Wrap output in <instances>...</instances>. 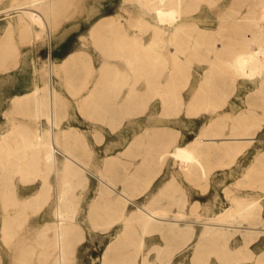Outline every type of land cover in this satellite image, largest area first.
Instances as JSON below:
<instances>
[{
  "label": "rangeland",
  "instance_id": "1",
  "mask_svg": "<svg viewBox=\"0 0 264 264\" xmlns=\"http://www.w3.org/2000/svg\"><path fill=\"white\" fill-rule=\"evenodd\" d=\"M257 1L183 0L173 14L192 23L189 32L210 33L221 22L228 27L235 17L258 10ZM150 3L151 0H0V48L11 45L0 54V139L11 127L12 116L8 113L12 98L31 92L36 83L43 85L49 64L62 65L73 53L88 62L82 80L71 84L66 73L61 72L54 85L62 99L61 128L80 133L67 140V145H73L75 155L92 172H85L89 180L72 191L78 202L74 220L81 225L82 233L76 247L66 243L65 259L61 262L56 241L58 220L53 212L59 183L56 175L38 166L10 172L0 167V264H102L104 251L124 229L125 221L116 213L107 214L100 209L90 212V204L101 186L100 176L111 177L118 190L124 189L134 197L136 205L132 201L126 203L123 218L152 201L172 204L173 211L183 207L188 217L182 226L193 223L195 230L216 223V215L231 213L247 200L260 201L264 215V168L254 165L264 154L263 101L261 94L254 95L261 79L235 78L225 60L214 61L205 52L197 53L193 38L174 39L170 34L158 37L155 49L160 56L151 71L148 47L154 30L150 22L161 28L166 23L163 18H154ZM19 6L40 12L47 25L27 15L22 18L24 24L17 23L21 13L14 7ZM104 21L107 23L92 33L96 24ZM217 31V40L211 38L216 46L223 44L219 32L229 36L225 40L233 48L241 46L232 29ZM106 62L109 65L103 68ZM212 63L216 65L215 74L206 79ZM173 72L177 80L167 88L172 97L180 93L184 102L166 108L161 92ZM216 79L221 80V85ZM85 80L87 87H80L77 92ZM205 81L209 83L205 85ZM201 84L206 93L217 89L219 98L190 103L195 92L202 89ZM96 85L97 92L86 100ZM22 110L14 119L35 126L26 106ZM253 110L259 116L250 117L247 130H235V136L241 139L239 151L185 153L204 131L205 138L216 136L209 127L211 120L228 117L224 133L229 134L233 132L234 119L244 114L248 117ZM36 126L42 129L43 124ZM166 130L173 133L169 144L165 143ZM252 133L255 140L250 142L247 138ZM138 138L140 141L131 146ZM65 142L61 140L62 145ZM2 156L4 149L0 147ZM151 178L155 179L145 189ZM43 185L44 194L34 201L32 198ZM166 188L169 189L164 191ZM221 224L250 226L244 220ZM71 231L75 229L67 231V237ZM236 234L241 235V231ZM146 240L143 252L149 264H219L215 246L202 247L192 258L193 239L176 245L179 240L175 237L153 231ZM255 250H264V239ZM141 256L134 248H121L112 253L109 264H141Z\"/></svg>",
  "mask_w": 264,
  "mask_h": 264
},
{
  "label": "bare ground",
  "instance_id": "2",
  "mask_svg": "<svg viewBox=\"0 0 264 264\" xmlns=\"http://www.w3.org/2000/svg\"><path fill=\"white\" fill-rule=\"evenodd\" d=\"M257 2L259 5L258 10L251 11L247 16L235 17L234 22L231 25H228V27L224 22H221L217 29L218 31H225V29L230 28L234 31L237 40L241 43V46L235 49L225 40L228 39L229 36L223 35L222 32L219 33L221 36L220 40L223 44H220V47L216 46L215 41L217 40V30L210 33L200 31L199 33L193 34L189 32V29L193 27L192 23L185 21L182 16H179L178 18V16H174L173 14L176 7L183 3V0H151L150 4L154 10V18H163L166 27L161 28L158 23L150 22V27L154 30V38L148 47L150 53L149 58H152V62L149 64V69L153 71V69L157 67L154 61L157 60L160 53L155 49V43L159 36L170 34L174 39L188 37L189 40H191V38H193L192 43H194V48L197 53L200 54L201 51L205 52L208 57L212 58L214 61L225 60L226 64H228L231 69L233 77H240L245 80L261 79V84L258 86L254 95L261 94L260 98L263 101L262 115L264 116V0H258ZM188 3L189 1L187 4ZM164 6L165 11L163 10ZM14 9L47 25L46 18L38 11L33 13V10L23 6L14 7ZM106 23L107 21L96 24L92 33ZM119 24L120 27L123 28V23L121 22ZM126 36L128 35L126 34ZM212 37H215V41H211ZM108 65L109 63H104L103 68H107ZM215 66V63H212L206 79L211 78ZM87 68L88 62H83L77 55L69 56L62 65L49 64V67L44 73L43 85L36 83L32 93L12 98V107L8 113V115L12 116L10 117L11 127H9L6 134L0 139V147L4 149V156L0 158V167H2L4 171L25 170L38 166L44 171L53 172L57 177L59 183L55 188L56 205L53 212L58 220L56 224V241L58 258L61 262L64 261L66 254V232L71 230V227L79 226L73 222L77 213L76 206L78 202L74 201V193L72 191L77 186L83 187V184L89 180L84 174L85 172L90 174H92V172L86 168L83 165L84 163L75 155L73 145H67V140L76 137L80 133L73 128H61L60 102L62 99L54 85V79L59 78L61 72H65L68 81L73 84L76 81L82 80V73L86 72ZM116 74L118 76L119 72L117 71ZM176 80V73L173 72V74L169 75V79L164 83L166 88L161 92V97L163 105L166 108H172L176 104H183L184 102L180 93L173 95L172 97L167 88L172 86ZM86 81L87 80L83 81L82 84L79 85V90L77 92L81 91L80 87H87L88 82ZM208 81H205L204 84L207 85V83H209ZM215 81L218 85H221V80L216 79ZM204 84H201V90L195 92L190 103L197 99L215 101L219 98V92H217V89H211L209 93H206L203 90ZM98 87L99 85H96L95 89H93L87 97L85 96V99L89 100V98L93 96V93L97 92ZM25 106L26 110H29V117L35 123V126L33 127L27 126L17 119H14L16 114H20L24 111L22 109ZM212 107L215 111L217 105ZM250 114L251 115L248 117L244 114L243 116L234 119L232 127L233 132L229 134L224 133V128L227 127L226 120L228 117L211 120L209 127L212 128V130H215L217 133L215 134L216 136L205 138L207 134L206 131H204L193 142H191V144H189L185 153L192 151L203 155L210 152L223 154L237 150L239 151L240 144L238 140L241 139L235 136V130H247L249 120L251 119L250 117L259 116V113L254 110L250 111ZM39 123L43 124L42 129L36 126V124ZM166 133L165 143L169 144L173 140V133L168 130H166ZM216 139H221L222 142L219 143L215 141ZM61 140H64L67 143L65 142L66 144L62 145ZM247 140L250 142L255 140V133H252V136L247 138ZM139 141V138L133 140L131 146L137 144ZM254 165H260L262 166V169L264 168V154L254 161ZM107 166L104 165V168H107ZM154 179L155 178H151L147 182L145 189H148L151 186ZM261 179L264 180V169L261 174ZM99 181L101 186L98 189V194L90 204V212L100 209V211L107 214L116 213L117 215L119 214V219H124L125 221L124 229L119 232L116 238L111 241L107 249L104 251L102 264H109L112 253L121 248L136 249L142 253L140 263L149 264L150 261H147L143 249L146 245L147 235L153 231L159 232L163 236L171 235L172 237H175L176 240H179V243L176 245H180L181 242L187 244L194 238L195 227L193 223H186L185 226H182L181 224V222L188 217V213L183 207H179L177 211H173L170 207L172 204H159L157 201H152L151 204L144 207L139 206L137 210L125 215L123 218L122 216L125 214L126 203L132 201L136 205V202L133 201L134 197L124 189L118 190L116 183L111 177L104 178L100 176ZM44 188L45 185H43L41 190L37 193L36 199L41 198L44 194ZM168 189L169 188H166L164 191H167ZM215 220H217L216 223L206 224L205 228H203L201 239L199 241L200 244L203 243V240L205 239L215 241L216 239L223 238L226 240L229 237L236 235L238 231H241V235L245 239H255L259 235L264 234V227L259 226H264V215L262 213L260 201L257 200H247L237 208L233 209L231 213L228 212L216 215ZM228 220H244L247 221L250 226L243 227L242 225L230 226L221 224V222H227ZM228 228H232L233 230H229ZM129 260L130 259H128V261Z\"/></svg>",
  "mask_w": 264,
  "mask_h": 264
},
{
  "label": "crops",
  "instance_id": "3",
  "mask_svg": "<svg viewBox=\"0 0 264 264\" xmlns=\"http://www.w3.org/2000/svg\"><path fill=\"white\" fill-rule=\"evenodd\" d=\"M33 13H36V12L33 11ZM23 17H25L24 13H21L19 17L17 18V23L24 24L25 22L22 21ZM10 48H11L10 44L3 45L0 48V54L1 52H3L2 50H6ZM72 54L73 53L69 54L67 57L71 56ZM32 92L33 90L26 94H30ZM23 95H15V96H23ZM36 195L32 198L34 199V201L37 200ZM29 202L30 204H33L31 200ZM73 222L77 224L76 220H73ZM78 225L79 226L77 227H71L72 228L71 230H73L74 228L75 232L73 231L74 232L73 233L71 231V235L67 237V244L70 245L71 243L72 247L73 246L76 247V245L78 244V238H79L78 236H80L82 233V227L80 224ZM228 229L233 230L232 228H228ZM202 231L203 229L201 227L195 230V233H194L195 235L193 238L194 255L192 258H194L198 252H201L202 247L205 248L207 246L208 247L215 246L216 247V258L218 259L219 264H264V250L260 252L255 250V247L258 245V243L262 239H264V234L259 235L255 239H247V238L245 239L244 237H242V235H238V234L232 237H229L226 240L223 238L216 239L215 241H212L211 239H205L203 240V243H201V246L199 245L200 249L198 250V244H200L199 241L201 239ZM146 244H147V240H146ZM161 247H163V245H161ZM241 251H243L245 255L243 254L242 256ZM211 258L212 256L207 258L206 260L210 262Z\"/></svg>",
  "mask_w": 264,
  "mask_h": 264
}]
</instances>
